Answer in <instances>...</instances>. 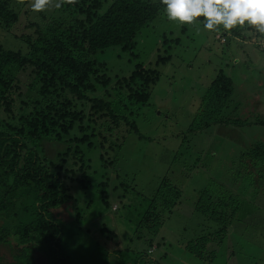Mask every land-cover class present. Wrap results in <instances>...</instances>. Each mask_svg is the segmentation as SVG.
Listing matches in <instances>:
<instances>
[{"label":"rangeland","instance_id":"obj_1","mask_svg":"<svg viewBox=\"0 0 264 264\" xmlns=\"http://www.w3.org/2000/svg\"><path fill=\"white\" fill-rule=\"evenodd\" d=\"M17 8L20 20L10 29H0V43L6 49L25 52L28 46L18 36L33 34L30 23L39 22L42 15L32 11L30 0L23 5L17 4ZM203 23L202 19L192 25L173 23L167 19L164 8L139 30L134 48L123 50L113 46L93 56L105 62V73L112 82L115 77H124L129 83V75L137 64L144 74L154 69L158 80L150 86L147 105L128 106L126 111L117 107L122 113L132 112L137 131L128 133L115 147L112 141H107L103 148L97 145L79 154V157L84 156L87 174L82 182L87 188L70 182L73 171L66 170L77 168L72 163L60 161L50 165L58 149L55 140L45 141L44 149L39 150L42 162L52 174H58L66 182L71 196L69 207L55 214L65 232L72 264H113L117 262L116 256L106 259L105 254L116 248L121 249V254L132 257L147 254L153 258L147 264L154 261L158 264H202L186 247L187 242L205 233L195 230L201 217L193 209L201 190L224 182L222 177L229 186L240 191L242 209L239 214L244 219L241 228H230L222 240H213V246L208 245L209 250L214 246L217 250L210 264H264L263 182L253 187L247 185L246 180L239 181L240 187V183L235 187L234 182L238 179L234 175L246 168L257 172L258 166L252 158L247 159L241 153L254 143L264 144V126L228 122L234 118L250 120L264 114V82L260 81L264 79V34L246 26L233 29L237 33L232 37L231 32L209 31ZM219 35L227 41L221 42L217 38ZM169 37L179 40L170 44ZM166 54L171 55V59L158 63L157 56ZM220 69L232 78L235 88L227 119L206 129L187 131L204 90ZM30 70H25L27 77L31 76ZM103 92L105 89L97 88L96 95L102 96ZM73 100L77 110L85 112L88 120L92 118L103 128L101 135L106 137L107 121L90 115L88 99L74 96ZM14 107L17 111V102ZM1 116L6 118L5 113ZM78 128L76 126L67 138L80 137ZM0 129H6L1 119ZM72 152L67 153L71 155ZM76 176L82 177L78 173ZM1 177L4 182V176ZM163 178H170L179 185L181 193L177 201L180 202L170 212L161 210L162 224L157 233L140 229L137 223L147 208L146 196L151 197L149 194ZM105 180L108 181V206L95 201L96 197H104L100 184ZM9 191L10 208L0 210V226L15 231L33 217L31 204L38 190L31 187ZM158 205L160 203L156 202L155 207ZM136 230L139 231L136 233ZM1 250L5 251L3 247ZM37 260V264H47L43 255H37Z\"/></svg>","mask_w":264,"mask_h":264},{"label":"trees","instance_id":"obj_2","mask_svg":"<svg viewBox=\"0 0 264 264\" xmlns=\"http://www.w3.org/2000/svg\"><path fill=\"white\" fill-rule=\"evenodd\" d=\"M164 8L160 0H78L75 6L64 4L59 9L53 7L41 11V20L30 23L34 33L18 36L28 46L25 52L6 49L0 43V119L6 127L0 129V210L10 208V189L33 187L38 190L31 204L33 217L27 225L15 231L0 226V264H37V255H43L47 264H72L65 232L55 214L59 209L69 207L71 196L66 182L58 174H52L48 165L42 162L39 150L44 149L45 141L55 140L58 149L50 165L60 161L72 163L77 168L66 170L73 171L70 182L87 188L82 182L87 174L84 156L79 157V154L97 145L103 148L107 141H112L115 147L128 133L137 131L132 112L125 114L117 107L126 111L128 106L147 105L150 86L158 80L154 69L144 74V70H139L141 65L137 64L129 75V83L124 77H115L112 82L105 73V62L93 56L113 46L123 50L134 48V38L139 30ZM19 20L16 0H0V29H10ZM231 33L233 37L237 31ZM217 38L221 42L227 41L220 35ZM178 40L170 38V44ZM170 59L169 54L156 58L158 63ZM27 68H31L29 77L25 74ZM261 80L264 82L263 78ZM97 88L105 89L102 96L96 95ZM234 92L232 78L220 69L204 90L187 131L206 129L227 119ZM74 96L80 100L88 99L90 115H98L107 121L106 137L101 135L103 128L98 127L97 122L92 118L88 120L85 112L77 110ZM238 104L242 103L238 101ZM1 113L6 114L5 119ZM81 122L83 126H79ZM228 122L264 126V114L250 120L234 118ZM76 126L82 136L67 138ZM68 151L73 152L70 155ZM241 156L252 158L258 169L253 172L246 168L235 174L238 178L234 179L235 187L238 183L240 187L241 180H246L251 187L262 182L264 186V144L250 145ZM77 173L82 177H77ZM107 180L100 184L104 197L95 199L105 206H108ZM222 180L226 184L214 183V188L202 189L193 209L201 217L195 230L205 233L187 242L186 247L202 264H210L217 252L216 246L209 250L208 245L213 246V240H222L230 227L241 226L244 219L239 214L242 209L240 191L229 186L223 177ZM159 182L151 193L155 194L146 196L147 208L137 223L140 229L156 233L162 224L161 210L170 212L176 207L181 193L174 180L163 178ZM246 189L249 188L246 186ZM156 202L160 205L155 207ZM78 216L77 212V221ZM120 250L116 248L112 253H106V259L115 255L117 262L113 264H147L153 260L144 253L132 257L121 254ZM153 264L158 263L154 261Z\"/></svg>","mask_w":264,"mask_h":264},{"label":"clouds","instance_id":"obj_3","mask_svg":"<svg viewBox=\"0 0 264 264\" xmlns=\"http://www.w3.org/2000/svg\"><path fill=\"white\" fill-rule=\"evenodd\" d=\"M25 4L26 0H16ZM78 0H30L34 12L59 9L62 5L75 6ZM167 19L179 25H192L203 20L209 31L231 32L236 28L251 27L264 34V0H160Z\"/></svg>","mask_w":264,"mask_h":264},{"label":"crops","instance_id":"obj_4","mask_svg":"<svg viewBox=\"0 0 264 264\" xmlns=\"http://www.w3.org/2000/svg\"><path fill=\"white\" fill-rule=\"evenodd\" d=\"M241 224H242V222H241ZM234 226V225H233ZM230 228H234V227H230ZM237 228H241V226H238Z\"/></svg>","mask_w":264,"mask_h":264}]
</instances>
